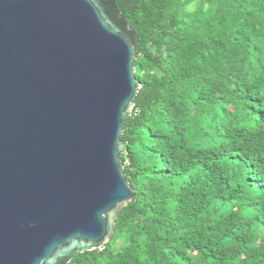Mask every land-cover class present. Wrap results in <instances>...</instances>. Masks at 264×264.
<instances>
[{
	"label": "trees",
	"instance_id": "trees-1",
	"mask_svg": "<svg viewBox=\"0 0 264 264\" xmlns=\"http://www.w3.org/2000/svg\"><path fill=\"white\" fill-rule=\"evenodd\" d=\"M106 1L138 34L135 194L68 264H264V0Z\"/></svg>",
	"mask_w": 264,
	"mask_h": 264
},
{
	"label": "water",
	"instance_id": "water-1",
	"mask_svg": "<svg viewBox=\"0 0 264 264\" xmlns=\"http://www.w3.org/2000/svg\"><path fill=\"white\" fill-rule=\"evenodd\" d=\"M138 34L106 0H0V264H68L134 198Z\"/></svg>",
	"mask_w": 264,
	"mask_h": 264
},
{
	"label": "rangeland",
	"instance_id": "rangeland-1",
	"mask_svg": "<svg viewBox=\"0 0 264 264\" xmlns=\"http://www.w3.org/2000/svg\"><path fill=\"white\" fill-rule=\"evenodd\" d=\"M194 7H195L194 4H192V5H190L188 8H189L190 10H192Z\"/></svg>",
	"mask_w": 264,
	"mask_h": 264
},
{
	"label": "clouds",
	"instance_id": "clouds-1",
	"mask_svg": "<svg viewBox=\"0 0 264 264\" xmlns=\"http://www.w3.org/2000/svg\"><path fill=\"white\" fill-rule=\"evenodd\" d=\"M133 108H134V104H133V106H132ZM132 107H131V109H132ZM133 110V109H132ZM129 113H131V111L129 112ZM101 249V248H100Z\"/></svg>",
	"mask_w": 264,
	"mask_h": 264
},
{
	"label": "built area",
	"instance_id": "built-area-1",
	"mask_svg": "<svg viewBox=\"0 0 264 264\" xmlns=\"http://www.w3.org/2000/svg\"><path fill=\"white\" fill-rule=\"evenodd\" d=\"M132 109H133V107H132ZM132 109H131V112H132ZM102 249V248H101Z\"/></svg>",
	"mask_w": 264,
	"mask_h": 264
}]
</instances>
